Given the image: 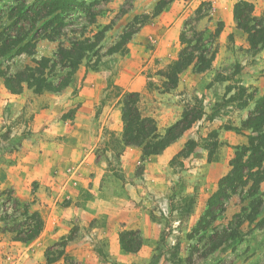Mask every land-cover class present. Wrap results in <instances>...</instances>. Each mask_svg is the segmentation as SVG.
Wrapping results in <instances>:
<instances>
[{
	"label": "crops",
	"instance_id": "0c3cea01",
	"mask_svg": "<svg viewBox=\"0 0 264 264\" xmlns=\"http://www.w3.org/2000/svg\"><path fill=\"white\" fill-rule=\"evenodd\" d=\"M238 1L241 0H212L213 17L225 26L218 36L219 58L213 60L211 68L220 66L222 56H230L223 46L228 34L226 27H234L229 29L231 33H241L236 28L232 12L233 5ZM250 1L254 5L255 15L261 17L263 10L260 7L264 5V0ZM187 9L184 0H173L151 18V26L158 27V39H165L164 42L159 41L151 56V60L159 58L161 68L178 56L182 30L180 21ZM141 32L144 34L145 31ZM135 37L139 40L140 32ZM243 43L244 48L249 47L246 39ZM263 52L264 48L259 55ZM107 66L103 64L99 70L87 72L83 81L78 82L81 88L77 96L80 104L71 119H61L55 112L52 114L48 111L35 117L37 122L44 118L47 127L40 125L34 129V132H39L37 136L31 141L23 140L20 158L11 160L7 170L3 171L4 176L1 174L2 185L14 190L19 200L30 198V210L37 211L43 221L42 231L35 239L25 243L13 242L16 248L28 252L21 257V264H149L153 258L162 230L157 199L162 186L169 185L162 177L165 176L167 163L194 137L197 122L161 154L143 158L141 149L125 146L122 142L120 106L114 112L112 108L109 109L102 124L98 125L101 119L96 120L94 108L99 104L107 84L113 82L122 87V93L137 92L140 98L143 95L150 100L154 98L156 102L152 104L161 106L163 110L142 113L156 121L159 132L160 127L166 129L178 121L181 113L173 119L170 108L165 113L172 100L169 101L171 94L155 91L148 94L145 83L149 78L141 75L147 66L141 68L139 74L131 68L118 73ZM259 66L257 68L261 69ZM254 71L256 69L253 68ZM204 73L185 70L179 75L173 91L187 85L193 76H197L202 85ZM79 74V71L74 74L66 89L71 88ZM246 82V86L255 84L257 87L255 97L264 94V75H258L253 80L248 78ZM34 96L47 98V95ZM54 96L51 94L52 98H56ZM8 98L10 108L20 113L23 111L24 116L27 112L25 95L8 94ZM144 101L141 100L139 104ZM252 107L253 104H249L242 110L248 113ZM106 119L108 124H105ZM164 121L169 123L165 125ZM75 228L77 233L66 241L64 255L49 262L47 248L66 240ZM126 230H137L143 239L141 247L134 253L125 252L120 247L119 233Z\"/></svg>",
	"mask_w": 264,
	"mask_h": 264
},
{
	"label": "rangeland",
	"instance_id": "374dc122",
	"mask_svg": "<svg viewBox=\"0 0 264 264\" xmlns=\"http://www.w3.org/2000/svg\"><path fill=\"white\" fill-rule=\"evenodd\" d=\"M157 2L158 0H102L100 4L101 11L96 22L100 28L105 25L111 26V29L106 32L105 40L102 43L104 47L102 53L106 51L110 44L117 41L118 37L125 31V26L135 16L148 18H146L147 21L144 26L137 32H140L141 38L139 40L133 35L122 52L103 57L99 66L108 65L107 67L110 70H115L118 73L131 68L136 74H139L141 68L147 66L151 56L155 53L159 41L164 42L165 40L163 38L158 39V27L151 26V15ZM184 3L185 6H188V9L180 21L182 30L179 36V52L186 47L181 43L182 34V41H193L189 47L195 44L193 40L195 36L190 32V27H194L193 29L197 32H204L203 39L205 41L212 40L213 44L217 45L215 59L219 58L220 44L218 38L216 40L211 39L219 22L217 18L213 17L214 5L212 0H184ZM202 3H205V6L197 11ZM260 8L263 10L261 17L264 18V5ZM199 16H201L200 19L197 18ZM195 19L197 20L194 22ZM185 24L190 26L185 28ZM224 26L223 23L222 29ZM163 28L165 29V27ZM226 28H228L226 29L228 34L223 46L227 48L230 56H222L218 68L216 66L204 73L201 77L203 80L202 85H200L201 81H199V78L193 76L184 87L175 92L173 90L167 92L172 95V97H169V101L172 100L169 102L168 107L165 108V113L170 108L173 113L172 119L179 113L182 116L185 110L197 115L200 107L207 114L211 113L218 105H220V109L213 121H207L205 116L197 121L194 137L188 140L183 145V148L167 163L165 176L162 179H166L169 185L167 186L168 188L166 185L165 187L162 186L157 199L159 207L158 217L161 219L162 230L160 240L155 246V253L149 264H264V184H262L261 190L263 200L255 201L254 205L256 208L254 211H247L254 214L256 220L252 224H245L242 227V238H240V242L232 244L233 247L229 245L225 248V251L218 249L210 253L206 245L208 243L207 240L198 241V236L192 239L188 238L203 214L209 197L217 189L220 178L229 171V161L235 152V147L246 143V135L249 133L246 130H234V128L241 127V123L246 119L248 113L245 110L238 109L237 103H228L226 100L230 95L238 91V85H242L246 87L247 93H254V97L251 101H248V105L254 104L257 98L255 97L257 87L255 84L246 86L248 83L246 81H248V78L253 80L258 75L260 77L264 75L262 74L264 72V52L259 55L261 49L254 51L249 49V47L244 48L245 35L242 32L240 34L231 33L229 29L234 27L229 26ZM141 30L145 31L144 34H142ZM213 44L211 47H213ZM53 49V45L46 43H40L38 46L39 55H49ZM25 61L24 59H19L18 63L22 64ZM160 63L159 58L154 57L141 72V75L149 78L145 83V89L149 95L151 91L165 93L162 91L164 79L159 73L160 71H165L168 64L161 68ZM257 66L262 68L258 69ZM253 68L256 71L252 72ZM97 70H99V67L96 70H87L85 62H83L77 70L80 74L76 76L77 78H74L76 79L74 84L64 92L55 93L54 95L56 96L54 97L56 98H52L51 93L46 92L37 96L47 95V98L36 97L34 96L36 94L24 89L20 93L25 95L24 105L27 112L24 116L23 111L20 113L10 108L8 94L11 93L4 88L0 79V169H2L0 170V179L4 169L7 170L10 165L11 160L20 158L23 140L31 141L34 136H37L39 132H34V129L39 128L40 125L42 128L47 127L44 118L42 121L37 122L35 117L40 115L41 112L48 111L52 114L55 112L61 119H71L80 104L77 98L81 89L79 83L83 81L87 72ZM186 71H191V69L189 68ZM217 73H220L219 78L216 77ZM230 76H232V79L228 82H217V79ZM227 85H231L232 89L223 98ZM122 91L123 88L113 84V82L107 84L99 104L94 108L98 118L96 120L101 119L98 125L102 124V119L109 109L112 108V112H114L115 108L120 106L119 101ZM143 99L146 101L143 104H139L141 112L145 113L154 110L153 112L156 113L155 110H163L161 106L152 104L153 101L156 102L154 98L150 100L148 96L143 95L140 101ZM107 121L106 119L105 124H108ZM168 123L164 121L165 125ZM110 124H113V122H110ZM162 129L165 130L160 127L161 131ZM212 130H216L218 133V146L209 155V149H204V146L208 133ZM191 141L194 144L188 145ZM2 184L3 180L0 181V191L11 189ZM34 189L32 188L31 191ZM231 200L225 212L219 214L218 219L211 227L222 231L227 228L230 221L231 223L234 222L233 216L240 210V206H238V198L236 196ZM255 200H258V198H255ZM19 201L30 208V198L25 201ZM6 209L7 215L5 217L0 214V217H4V221L0 223V264H21V257L28 252L16 248L13 244L15 234L4 232L3 227H18L28 222H25L18 210H13V205L7 206ZM238 213L241 214V212ZM126 231L129 232L126 238L130 243L133 245L143 243V239L137 230ZM76 233L77 230L75 228L71 230L68 237H73ZM207 233L210 232L207 231ZM215 241H218V239H215ZM58 250L59 248L54 245L47 248L46 253L51 259H58Z\"/></svg>",
	"mask_w": 264,
	"mask_h": 264
},
{
	"label": "trees",
	"instance_id": "16d2710c",
	"mask_svg": "<svg viewBox=\"0 0 264 264\" xmlns=\"http://www.w3.org/2000/svg\"><path fill=\"white\" fill-rule=\"evenodd\" d=\"M171 1L173 0H158L151 17L157 16ZM101 2L102 0H0V79L4 88L11 94H20L24 89L36 95L44 92L60 93L69 86L83 62L87 70H96L103 57L122 52L132 36L144 26L148 17L135 16L125 26V31L117 41L110 44L102 53L104 49L102 43L111 26L105 25L100 28L96 22L101 11ZM203 6L205 3H202L197 11ZM232 12L236 28L245 35L249 49L254 51L262 49L264 18L255 15L253 3L250 0L238 1L233 5ZM197 18L200 19L201 16ZM187 26L190 25L185 24V28ZM222 27L223 23L219 21L211 39L218 38ZM190 28V32L195 36L193 39L195 44L189 47L193 41H182V34L181 43L186 47L182 48L165 71L159 73L164 79L162 91L165 93L176 88L179 75L185 70L190 68L197 74L209 71L217 54V45H214L212 40L205 41L204 32H197L194 27ZM40 43L53 45V51L49 55H39ZM19 59L26 61L19 64ZM216 77L219 78L220 73H217ZM231 79L232 76L225 77L217 79V82H228ZM231 89V85L226 86L223 98ZM237 90L226 102L237 103L238 109L247 107L254 93H247L246 87L242 85H238ZM139 101V93L124 92L121 94L119 104L123 125L122 142L125 146L141 149L143 158L161 154L203 116L207 121H213L220 109L218 105L207 114L200 107L197 115L185 110L178 121L161 133L156 121L142 114ZM234 130L249 132L246 135V143L235 147L229 161V171L220 178L217 189L209 197L203 214L188 236L189 239L198 236V241L207 240L206 245L210 253L218 249L225 251L229 245L233 247L232 244L240 242L242 227L256 220V216L247 211H254L255 201L259 202L263 197L261 190L264 184V94L255 99L241 127ZM217 135L216 130L208 133L204 149H209V155L218 146ZM193 144V141L188 143ZM235 196L238 198L240 206L238 212L241 214L237 212L233 216L234 222L230 221L225 230L219 231L211 227ZM9 205H13V210H18L20 216L28 223L11 228L4 226L3 231L14 233V241L25 243L35 239L43 228L39 213L31 212L28 205L21 203L14 196L12 189H4L0 191L2 216L7 215L6 207ZM4 217H0V223L4 221ZM128 234V231L119 233V244L123 251L134 253L139 250L141 244L130 243L126 238ZM71 238L72 236H69L55 245L59 248L57 251L59 257L64 255L66 241ZM47 260L53 262L56 259H51L47 255Z\"/></svg>",
	"mask_w": 264,
	"mask_h": 264
}]
</instances>
